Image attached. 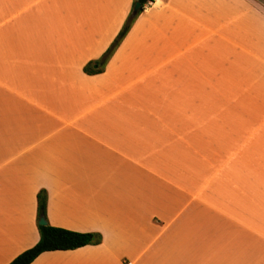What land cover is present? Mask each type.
<instances>
[{"label": "crops", "instance_id": "crops-1", "mask_svg": "<svg viewBox=\"0 0 264 264\" xmlns=\"http://www.w3.org/2000/svg\"><path fill=\"white\" fill-rule=\"evenodd\" d=\"M136 1L0 0V264L41 190L102 240L31 264H264V0H153L87 73Z\"/></svg>", "mask_w": 264, "mask_h": 264}, {"label": "trees", "instance_id": "trees-1", "mask_svg": "<svg viewBox=\"0 0 264 264\" xmlns=\"http://www.w3.org/2000/svg\"><path fill=\"white\" fill-rule=\"evenodd\" d=\"M152 1L153 0L136 1L142 4V8L135 16H133V14L129 16L120 33L118 34L112 45L109 47V49L102 56V58L99 61L86 66L85 71L87 73L98 74L104 71L106 64L130 31L136 18L143 12L144 6ZM37 200L38 220L41 217H44L47 220V192L45 190H41L37 195ZM38 229L40 232V240L38 241V243L32 248L19 254L9 264H31L43 253L76 250L88 245L100 244L102 240L101 235L98 233H80L60 227H54L50 224L39 225L38 223Z\"/></svg>", "mask_w": 264, "mask_h": 264}, {"label": "water", "instance_id": "water-1", "mask_svg": "<svg viewBox=\"0 0 264 264\" xmlns=\"http://www.w3.org/2000/svg\"><path fill=\"white\" fill-rule=\"evenodd\" d=\"M141 7H142V4L137 2L135 4L133 15H136L139 12ZM47 224H48L47 220L44 217H41L40 220H39V225H47Z\"/></svg>", "mask_w": 264, "mask_h": 264}, {"label": "rangeland", "instance_id": "rangeland-1", "mask_svg": "<svg viewBox=\"0 0 264 264\" xmlns=\"http://www.w3.org/2000/svg\"><path fill=\"white\" fill-rule=\"evenodd\" d=\"M40 220V219H39ZM39 220H38V223H39Z\"/></svg>", "mask_w": 264, "mask_h": 264}]
</instances>
